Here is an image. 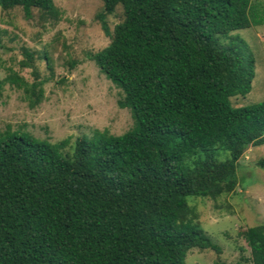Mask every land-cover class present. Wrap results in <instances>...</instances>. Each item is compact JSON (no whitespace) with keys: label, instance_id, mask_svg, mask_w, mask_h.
I'll return each instance as SVG.
<instances>
[{"label":"trees","instance_id":"1","mask_svg":"<svg viewBox=\"0 0 264 264\" xmlns=\"http://www.w3.org/2000/svg\"><path fill=\"white\" fill-rule=\"evenodd\" d=\"M100 1L96 19L110 41L89 59L122 91L118 106L134 127L76 140L71 153L62 152L66 141L0 137V264H186L192 249L219 253L184 222L187 197L233 193L242 155L264 145V102L230 101L255 76L252 54L232 35L264 22L252 0ZM118 5L122 20L110 31L105 17ZM15 7L26 18L32 9L57 13L53 0H0ZM24 56L29 67L34 53ZM6 80L31 107L40 102L41 83ZM243 237L251 262L264 264V224Z\"/></svg>","mask_w":264,"mask_h":264},{"label":"rangeland","instance_id":"2","mask_svg":"<svg viewBox=\"0 0 264 264\" xmlns=\"http://www.w3.org/2000/svg\"><path fill=\"white\" fill-rule=\"evenodd\" d=\"M53 2L54 16L32 9L31 17L26 18L20 7L0 8V137L18 132L51 144L66 141L62 152L71 153L76 140L92 139L103 132L123 135L134 127V120L128 108L118 106L122 91L89 59L110 41L96 19L103 11L102 1ZM252 5L257 18H264V0H252ZM105 20L112 31L122 20V7L118 5ZM232 35L252 54L255 76L250 92L232 97L231 104L243 107L264 102V22ZM25 49L34 53L29 67L21 65L26 60ZM11 73L28 85L41 83L35 90H42L37 105L31 107L33 98L6 80ZM228 157L227 152H219L220 160ZM261 159L264 145L244 152L233 193L217 200L187 197L190 213L184 222L202 230L220 251L192 249L186 264H253L243 233L264 224V169L257 166Z\"/></svg>","mask_w":264,"mask_h":264}]
</instances>
